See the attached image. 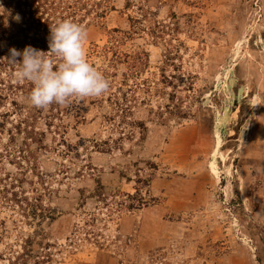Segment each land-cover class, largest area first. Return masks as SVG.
<instances>
[{
	"label": "rangeland",
	"instance_id": "rangeland-1",
	"mask_svg": "<svg viewBox=\"0 0 264 264\" xmlns=\"http://www.w3.org/2000/svg\"><path fill=\"white\" fill-rule=\"evenodd\" d=\"M75 7L98 98L11 95L0 34V264H264V0Z\"/></svg>",
	"mask_w": 264,
	"mask_h": 264
},
{
	"label": "clouds",
	"instance_id": "clouds-1",
	"mask_svg": "<svg viewBox=\"0 0 264 264\" xmlns=\"http://www.w3.org/2000/svg\"><path fill=\"white\" fill-rule=\"evenodd\" d=\"M88 39L85 25L63 20L51 26L49 51L31 46L22 53L10 50L8 61L19 66L15 82L33 85L32 106L44 110L53 104L66 106L73 98H98L110 90V81L87 58Z\"/></svg>",
	"mask_w": 264,
	"mask_h": 264
},
{
	"label": "trees",
	"instance_id": "trees-1",
	"mask_svg": "<svg viewBox=\"0 0 264 264\" xmlns=\"http://www.w3.org/2000/svg\"><path fill=\"white\" fill-rule=\"evenodd\" d=\"M77 4L81 5L82 0H76L72 5L66 4V0H4L3 6L7 13L8 26L0 29V34L5 36L3 40L5 48L2 51L7 58L6 60L8 61L10 58V50L13 48L21 53L28 46L45 52L49 51L51 26H55L63 20H72L82 24V22L74 19L76 12L73 9L76 8ZM94 6H99V4H94ZM17 15L22 17L20 24L14 20ZM17 59L22 60V57ZM8 63L10 62L8 61ZM9 65H12L13 69L19 67L12 63ZM32 88L33 85L28 81L22 84L17 83L16 86L12 84L9 86L11 95H16L14 91L19 93V90H22L21 94L29 97ZM51 106L52 109L57 108V111L60 110L59 105L53 104ZM145 128L147 127L144 126ZM33 209L36 211L37 207ZM16 262L12 264H16Z\"/></svg>",
	"mask_w": 264,
	"mask_h": 264
}]
</instances>
